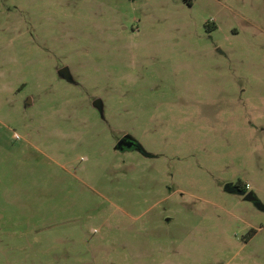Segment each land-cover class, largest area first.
Returning <instances> with one entry per match:
<instances>
[{
	"label": "rangeland",
	"instance_id": "374dc122",
	"mask_svg": "<svg viewBox=\"0 0 264 264\" xmlns=\"http://www.w3.org/2000/svg\"><path fill=\"white\" fill-rule=\"evenodd\" d=\"M0 264H264V0H0Z\"/></svg>",
	"mask_w": 264,
	"mask_h": 264
},
{
	"label": "water",
	"instance_id": "95a60500",
	"mask_svg": "<svg viewBox=\"0 0 264 264\" xmlns=\"http://www.w3.org/2000/svg\"><path fill=\"white\" fill-rule=\"evenodd\" d=\"M127 139H129L128 137H124L122 138L119 142H118V148L123 150L125 149L126 147L127 148H132L134 145V142L131 140V143H128L127 142ZM225 190L229 193H233V194H239L241 196H244L245 200L247 201H252V202H258L257 200V197L255 196L254 193L250 192V193H247L245 192L244 190H242L241 188H239L238 186H234L233 184H228L226 187H225Z\"/></svg>",
	"mask_w": 264,
	"mask_h": 264
},
{
	"label": "trees",
	"instance_id": "16d2710c",
	"mask_svg": "<svg viewBox=\"0 0 264 264\" xmlns=\"http://www.w3.org/2000/svg\"><path fill=\"white\" fill-rule=\"evenodd\" d=\"M185 3H187L188 5H193V3H194V1L195 0H183ZM238 187H240L241 189H244L245 190V188H243L240 184L238 185Z\"/></svg>",
	"mask_w": 264,
	"mask_h": 264
},
{
	"label": "flooded vegetation",
	"instance_id": "af4514ba",
	"mask_svg": "<svg viewBox=\"0 0 264 264\" xmlns=\"http://www.w3.org/2000/svg\"><path fill=\"white\" fill-rule=\"evenodd\" d=\"M123 138H124V137H123ZM127 142H128V143H131V139H127ZM133 145H134V146H133L134 148L137 147V144H136V143H134ZM126 148H127V147H126Z\"/></svg>",
	"mask_w": 264,
	"mask_h": 264
}]
</instances>
